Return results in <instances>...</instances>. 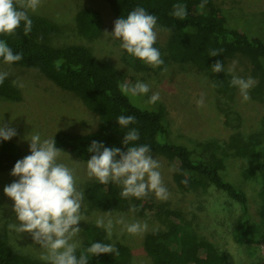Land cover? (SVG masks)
<instances>
[{
	"label": "rangeland",
	"instance_id": "obj_1",
	"mask_svg": "<svg viewBox=\"0 0 264 264\" xmlns=\"http://www.w3.org/2000/svg\"><path fill=\"white\" fill-rule=\"evenodd\" d=\"M215 1L222 8L230 26L253 33L264 40V0ZM83 6L97 8L102 14L103 31L94 39L78 32L75 15ZM28 12L48 17L60 26L61 32L54 38V43L86 46L97 57L112 63L122 76L120 85L131 86L136 82L148 84L150 91L146 95L132 96L129 93L127 96L138 107L151 111L163 110L165 133L160 139L184 145L192 151H200L206 144H211L215 153L224 158L225 167L222 172L225 178L244 190L250 219L254 222L261 220L263 210L260 188L264 184V74L254 68L247 56L237 53L226 59L224 64V71L231 79L233 76L245 79L251 77L254 81L248 90L251 99L242 102L237 87L232 86L229 92L223 93L214 85L210 71L197 67L192 61L172 58L166 47L168 33L158 25L155 44L164 64L148 66L146 69L136 68V59L129 56L120 47V40L110 34L116 18L105 0H41L35 12ZM234 61L235 67L230 72ZM0 71L8 72V77L22 91V98L18 101L0 99V115L3 117L0 123L15 129L16 135L10 140L21 149L19 159L30 154L28 139L35 133H39L42 139H48L61 130L88 133L97 128L98 115L89 110L79 97L60 88L38 69L0 62ZM155 92L159 93L160 98L153 104L149 100ZM201 97L202 107L197 105ZM243 148L257 151V166L251 156L240 153ZM151 155L160 163L159 171L168 190V198L159 200L153 193H149L139 199L124 198L109 210H102L93 207L86 195L87 186L97 181L87 176V160L69 150H61L58 162L74 169L77 189L82 190L85 197L80 210L84 219L78 222L81 231L74 238L79 246L85 239L89 224H96V220L101 217L105 223L111 219L113 229L110 243L124 244L131 250V258L123 264H148L150 261L143 249V240L148 231L165 229L167 219L156 214L140 216L129 210L130 205L134 206L137 201L143 200L179 211L191 228L200 237L218 246L232 264H255L264 259V242L237 244L231 236L234 223L241 214L240 205L235 200L214 185L197 191L179 190L173 177L178 169L177 164L162 155ZM13 166L0 170V232L6 230L10 243L21 253L41 259L44 249L33 241L30 233H17L9 228L10 224L18 223L13 211L14 202L3 191L5 186L18 179L10 174ZM254 167L255 170H251ZM247 170L253 174H246ZM120 219L125 224L137 221L146 224L147 230L142 235H131L125 230L124 224L116 223Z\"/></svg>",
	"mask_w": 264,
	"mask_h": 264
},
{
	"label": "trees",
	"instance_id": "obj_2",
	"mask_svg": "<svg viewBox=\"0 0 264 264\" xmlns=\"http://www.w3.org/2000/svg\"><path fill=\"white\" fill-rule=\"evenodd\" d=\"M116 19L126 18L137 6L157 17V25L168 33L166 47L171 57L178 61H192L197 67L210 71L217 89L223 93L232 88L230 75L223 71L215 73L212 64L235 54L247 56L255 69L264 74V40L255 34L230 26L226 22L222 8L215 0H105ZM186 6V16L181 19L172 15L174 6ZM201 4L204 6L201 7ZM32 20L31 31L25 35L21 26L12 35H0L14 53L23 59L13 63L24 68L38 69L60 88L72 92L83 104L98 116L97 128L88 133H73L65 130L54 135L55 146L62 151L69 150L79 158L87 160L92 141L103 143L105 147H117L122 151L124 134L131 129L139 132L140 139L135 144H146L151 154H159L174 161L178 169L174 182L179 190L197 191L210 185L223 190L240 205L241 214L231 230L237 244L264 242V184L260 188L262 218L259 222L250 219L247 197L242 190L226 179L222 170L224 158L206 144L200 151L189 150L184 145L164 138L162 124L163 110L151 111L136 106L127 94L120 90L121 74L105 59L97 57L83 45H61L54 38L61 32L60 26L40 14L28 12ZM78 32L89 39L98 37L104 27L102 14L97 8L83 6L75 15ZM157 48V45L154 44ZM212 50H220L219 56H209ZM0 62H3L0 59ZM136 68L146 69L143 61L136 59ZM21 88L7 77L0 84V99L18 101L22 98ZM132 115L135 123L120 127L117 118ZM197 152L194 157L193 154ZM244 155L252 157L258 165L255 149H242ZM21 156V149L12 140L0 139V170L15 164ZM119 157H117L118 159ZM254 167L251 170H255ZM253 174L247 170L246 174ZM121 189L98 181L90 183L86 195L93 207L109 210L113 204H120L124 198ZM135 212L140 216L156 214L167 219L163 230L152 229L143 240V249L149 259L148 264H232L226 255L208 239L200 237L177 210L156 205L151 201L139 200ZM94 242L110 243L103 227L89 224L85 239L77 248V256ZM118 254L92 255L88 264H123L131 258V250L124 244H116ZM0 264H47L46 261L21 253L9 241L6 230L0 232Z\"/></svg>",
	"mask_w": 264,
	"mask_h": 264
},
{
	"label": "clouds",
	"instance_id": "obj_3",
	"mask_svg": "<svg viewBox=\"0 0 264 264\" xmlns=\"http://www.w3.org/2000/svg\"><path fill=\"white\" fill-rule=\"evenodd\" d=\"M41 0H0V35H12L23 23L24 34L32 28V20L28 11L35 12ZM204 5L201 4V7ZM177 18L186 16V6L177 4L172 13ZM157 17L148 13L143 7L137 6L126 18L120 17L114 21V29L110 33L120 40V47L126 50L133 59H139L146 65L158 67L164 64L160 51L154 47L157 40ZM220 50H212L209 56H219ZM0 59L6 64H13L23 59L20 53H14L5 40L0 39ZM235 61L229 71H233ZM167 71V69H164ZM212 71L223 72L221 60L212 64ZM9 76L6 71H0V84ZM13 83H16L13 81ZM230 84L239 89L242 102L251 99L248 90L253 86L251 77L245 79L233 76ZM21 87L23 85H20ZM123 94L132 96L146 95L150 86L143 82L134 85L122 84ZM159 93L151 95L149 102L155 104ZM203 106V97L197 101ZM3 120L0 115V121ZM120 127L135 123L132 115H121L117 118ZM16 135L15 129L0 123V139L9 140ZM140 139L139 132L131 129L122 143L126 150L117 147H105L103 143L92 141L87 151L94 153L87 159V176L96 179L101 184L114 183L121 187V196L125 199L143 198L153 193L159 200L168 198V190L164 186L160 163L151 155V148L146 144H135ZM29 140L30 154L15 162L11 175L18 179L5 186L3 191L11 198L13 211L18 223L9 225L17 233L28 232L33 241L44 253L41 259L47 264H88L92 255L116 253L114 243L94 242L77 256L79 243L74 238L80 233L78 222L84 217L81 214L84 193L77 189L74 169L58 162L61 149L55 146L53 136L42 139L39 133L33 134ZM117 157H119L117 159ZM130 211H136L135 206H129ZM116 223L124 224L125 230L131 235H142L147 225L140 222L125 224L123 219ZM97 227H103L109 239L112 236L113 221L103 217L96 220Z\"/></svg>",
	"mask_w": 264,
	"mask_h": 264
},
{
	"label": "water",
	"instance_id": "obj_4",
	"mask_svg": "<svg viewBox=\"0 0 264 264\" xmlns=\"http://www.w3.org/2000/svg\"><path fill=\"white\" fill-rule=\"evenodd\" d=\"M255 264H264V259L259 261V262H257V263H255Z\"/></svg>",
	"mask_w": 264,
	"mask_h": 264
}]
</instances>
